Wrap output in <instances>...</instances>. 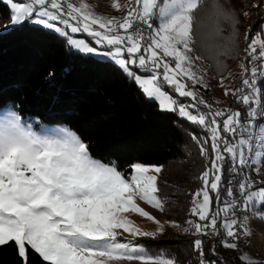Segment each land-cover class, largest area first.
I'll return each mask as SVG.
<instances>
[{"label":"snow or ice","instance_id":"obj_1","mask_svg":"<svg viewBox=\"0 0 264 264\" xmlns=\"http://www.w3.org/2000/svg\"><path fill=\"white\" fill-rule=\"evenodd\" d=\"M3 4L9 22L0 34L25 25L54 32L69 55L112 62L160 111L199 129L188 134L204 167L190 193L189 218L162 223L141 202L166 214L168 197L158 180L163 166L132 162L121 170L118 160L95 157L70 126L41 131L48 125L14 100H0V247L11 245L18 264H32L33 255L40 264H178L166 250L142 242L157 239L167 225L194 237L189 264H226L218 245L239 252L241 264H260L242 247L252 235L248 213L264 220V178L251 175L264 166V25L243 34L239 86L229 88L218 57L239 55V21L220 0H111L119 16L98 14L87 0ZM252 7L259 10L264 0ZM225 23L228 37L221 35ZM204 57L238 108L204 98L207 73L198 63ZM207 237L216 238L208 253Z\"/></svg>","mask_w":264,"mask_h":264},{"label":"trees","instance_id":"obj_2","mask_svg":"<svg viewBox=\"0 0 264 264\" xmlns=\"http://www.w3.org/2000/svg\"><path fill=\"white\" fill-rule=\"evenodd\" d=\"M238 1L220 0L226 9L235 11L240 34L235 41V52L239 55L218 57L226 65L223 75L243 54L245 30L251 29L250 35L255 34L264 21V18L260 22L257 21L259 17L253 18L257 8L244 10ZM246 11L249 20L250 16L253 18L249 25L243 14ZM8 21L9 9L0 0V25ZM226 28L231 32L227 23L223 31ZM202 60L208 63L217 82L219 77L213 61L207 57ZM261 87L264 88V82ZM0 100H14L23 113L36 117L44 125L70 126L90 144L95 157L118 160L121 170H126L132 162L170 170L176 177L173 180V190L178 194L175 199L186 205L182 208L180 203L181 209L172 213L187 212L186 194L179 195L183 186L177 183L181 179L177 176L178 166L191 162L199 174L203 170L204 161L188 134L200 130L173 113L160 111L157 104L149 102L112 62L92 55H69L62 39L39 26L25 25L10 30L0 34ZM199 186L200 182L190 191ZM179 235L169 234L160 240L142 242L151 250H166L178 264H189L195 259L190 243L194 237ZM205 240L208 253L216 238ZM216 251L226 264H241L237 251L219 245ZM0 264H18L11 245L0 247ZM32 264H40L39 258L33 255Z\"/></svg>","mask_w":264,"mask_h":264},{"label":"rangeland","instance_id":"obj_3","mask_svg":"<svg viewBox=\"0 0 264 264\" xmlns=\"http://www.w3.org/2000/svg\"><path fill=\"white\" fill-rule=\"evenodd\" d=\"M20 2H24V0H20ZM121 2L123 3L124 0H121ZM239 2L241 4H243L244 10L245 9L253 10L254 7H252V5L257 4L258 0H239L237 3H239ZM87 3H89L98 14L115 15V16L120 15V13L111 9V6H110L111 0H87ZM244 3L246 4V6ZM262 15L264 16V7L257 10V12L253 18H255V17L261 18V19L258 18V20H257L258 22H260L264 18ZM248 17H249V15L247 17L244 16V18H246L245 19L246 25H249L251 20L253 19L252 16H250L251 20H249ZM8 22H5L3 25L7 24ZM246 25H245V27H246ZM262 25H264V21H263ZM245 31L248 32L249 29H247ZM230 33H231L230 30L226 28L224 31H222L221 35L223 37H228L230 35ZM256 33H258V32H256ZM251 35H254V34L251 33ZM197 54L200 55L201 53L197 51ZM94 57L99 58V59L102 58L99 56H94ZM238 58H237V60H235V62L228 68V70L224 74V76L226 77V79L224 80V84L229 88H236L239 86V85L237 86V84H239V74H240L239 64H240L241 59L243 58V54L241 55V57H238ZM229 61L231 62V60H229ZM230 62H228V64ZM198 63L200 65V67L203 70H205L207 73V82H208L209 88L204 91V98L206 100H208L210 103L215 102V101H219V104L216 105L217 107L232 106L234 108H238L239 106L236 107L237 105H233L234 102H233L232 97L224 95L223 89L221 87H219L218 83L214 80L215 76L213 75L212 70L210 69L208 63L204 62L203 60L198 62ZM62 125H64V124H62ZM57 126H61V125L60 124H56V125L48 124V127L41 129V131L50 132V131H52V129L54 127H57ZM148 165H152V164H148ZM178 169H179L178 170L179 173L177 176L180 177L181 179H179V181H177V183H178V185L183 186L182 189H184V190H182V189L180 190L181 192L179 193V195L180 194L183 195V193L186 194V197H187L186 199L188 200V203H189L188 208H187V212H185L184 214L182 212L181 213L178 212L177 214L172 213V212H175L177 209H179V210L181 209V207L179 206L180 203H182V208L185 207L186 205H184V203H183L184 201L175 199V198H177L176 196L178 194H176V192L173 190V189H175V187L173 186L174 185L173 180L176 177H175L174 173H172L170 170H167L164 167H162V174L158 177V180H159V183H160L161 189H162L161 195L168 197V205H167L166 214L160 213L157 210L152 209L150 206L143 204L141 202V206L144 207L146 211H149L152 215H154L157 219H159L162 223L166 220H171V221H176V222L182 224L185 220H187L189 218L188 209L191 206V195H190V193L194 192L196 189L192 190V191H190V190H191V188L196 187L197 183H199L198 177L200 174L198 172V169H195V167L193 166V163H191V162L189 164H184V166H182L180 164L178 166ZM251 175H252L253 179H255L257 181L264 178V166H262L260 168V174L259 175H257L255 172H252ZM188 185H189V187H188ZM186 187H188L189 190L186 189ZM248 215L250 217L249 227L252 230V235L247 238V244L245 245V247L242 248V251L247 253L253 260L264 262V220H260V219L256 218L251 213H248ZM132 219H134L136 221V223L140 224L142 227H145L148 230H154L155 229V225L151 224L150 222L144 221V219L141 217H137V216L133 215ZM169 234L171 236L176 235V234H178V235L180 234L179 236H184L186 238L192 237L191 235L184 233L180 229L168 227L166 225L164 234H161L155 240H160L162 237H164L165 235H169ZM145 240H151V239H145ZM237 255L239 257L240 253L237 252Z\"/></svg>","mask_w":264,"mask_h":264},{"label":"built area","instance_id":"obj_4","mask_svg":"<svg viewBox=\"0 0 264 264\" xmlns=\"http://www.w3.org/2000/svg\"><path fill=\"white\" fill-rule=\"evenodd\" d=\"M243 247H245V246H243ZM243 247H242V248H243Z\"/></svg>","mask_w":264,"mask_h":264}]
</instances>
